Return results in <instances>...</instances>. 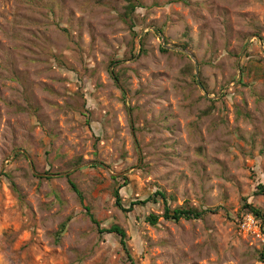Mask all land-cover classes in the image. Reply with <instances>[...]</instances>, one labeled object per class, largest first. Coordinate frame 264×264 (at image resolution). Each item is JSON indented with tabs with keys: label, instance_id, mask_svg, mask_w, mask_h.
Returning <instances> with one entry per match:
<instances>
[{
	"label": "rangeland",
	"instance_id": "rangeland-1",
	"mask_svg": "<svg viewBox=\"0 0 264 264\" xmlns=\"http://www.w3.org/2000/svg\"><path fill=\"white\" fill-rule=\"evenodd\" d=\"M131 1L0 0V264H264V0Z\"/></svg>",
	"mask_w": 264,
	"mask_h": 264
},
{
	"label": "trees",
	"instance_id": "trees-1",
	"mask_svg": "<svg viewBox=\"0 0 264 264\" xmlns=\"http://www.w3.org/2000/svg\"><path fill=\"white\" fill-rule=\"evenodd\" d=\"M129 11H134V9L136 8V5H134L132 3L131 0H129ZM163 50V49H162ZM72 189L76 191L73 183L71 182L70 183ZM255 194H258V195H262L264 196V185L263 184H258L256 186V191H255ZM114 197H115V204L117 207L123 209L124 211L127 210L125 209V205L123 203H121L120 201V197H119V194H118V191H115L114 193ZM156 197H159L160 200H162V203H163V212L161 215H155V214H149L145 220L150 224V225H155L157 223V220L162 217L163 219L165 220H168V221H174V222H178L180 219H191V218H197L199 216H201L205 211H197L193 208H186L184 206H180V207H175L173 209H170L169 208V205L167 203V199H166V196L164 193L160 192V191H155L151 196H149L147 198V200H155ZM147 200H144V201H136V202H130L128 205V208H131L133 205H136V204H143L145 203ZM248 208H249V211H251L255 216L259 217V212L254 209L253 207H250L249 205H246ZM129 210V209H128ZM88 216L91 220V222L93 224H97L96 221L93 219L92 215L90 213H88ZM65 224L63 223L60 227V230H63ZM98 226V225H97ZM104 231H107L108 233H113L115 235H117L119 237V240H120V244L124 247L125 243V233L124 231L118 227L117 225H112L109 229L107 230H104ZM100 232V231H99ZM103 232V230L101 231Z\"/></svg>",
	"mask_w": 264,
	"mask_h": 264
}]
</instances>
